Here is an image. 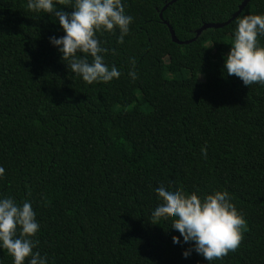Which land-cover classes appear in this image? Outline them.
<instances>
[{
	"label": "trees",
	"instance_id": "16d2710c",
	"mask_svg": "<svg viewBox=\"0 0 264 264\" xmlns=\"http://www.w3.org/2000/svg\"><path fill=\"white\" fill-rule=\"evenodd\" d=\"M170 1L122 0L133 18L123 43L118 29L96 33L121 75L89 85L49 44L64 34L54 16L0 0V197L31 202L33 251L48 264H208L181 255L190 244H173V218L154 224L160 185L201 198L226 190L246 225L239 247L211 264H264V84L223 73L236 21L264 14V0L197 37L243 0L162 11ZM0 264H12L7 250Z\"/></svg>",
	"mask_w": 264,
	"mask_h": 264
},
{
	"label": "clouds",
	"instance_id": "9594fccd",
	"mask_svg": "<svg viewBox=\"0 0 264 264\" xmlns=\"http://www.w3.org/2000/svg\"><path fill=\"white\" fill-rule=\"evenodd\" d=\"M26 6L29 11L54 16L64 34L50 36L49 44L68 61L72 73L89 85L120 77L115 66L105 63L104 54L109 50L101 46L96 33L118 29L117 42L123 43L133 18L125 13L122 0H74L70 12L57 8V0H27ZM258 37H264V14L240 17L223 59V73L238 77L246 87L264 84V46ZM129 76L136 79L134 71ZM3 174L0 167V176ZM154 191L160 201L151 212L157 221L154 224L161 218H173L169 225L179 233V237L172 236L173 244H190L181 253L185 259L195 252L211 264L239 247L246 221L226 190H214L202 198L196 193L186 194L179 186L160 185ZM39 229L30 201L18 203L11 197H0V249L7 250L12 264H25L29 257L28 264H48L45 256L33 251Z\"/></svg>",
	"mask_w": 264,
	"mask_h": 264
},
{
	"label": "water",
	"instance_id": "95a60500",
	"mask_svg": "<svg viewBox=\"0 0 264 264\" xmlns=\"http://www.w3.org/2000/svg\"><path fill=\"white\" fill-rule=\"evenodd\" d=\"M175 1H176V0H172V1H170L168 4H166V5L163 7L162 11H163V10H164L169 4H171V3L175 2ZM249 1H250V0H243V2L239 5L238 10L232 15V17H231L228 21H226V22H224V23H209V24H204L202 27H200V28L196 31V37H197V36H198L203 30H205V29H207V28H221V27L227 25L228 23H230L231 20H233L236 16H238V15L241 13V11L243 10V8L247 5V3H248ZM162 11H161V13L159 14L160 19L163 20L164 24L168 27L172 40H173L174 42H176V43H179L180 41H179V40L177 39V37L175 36V33H174L172 27H171V26H170V25H169V24L163 19ZM196 37H195V38H196ZM195 38H194V39H195Z\"/></svg>",
	"mask_w": 264,
	"mask_h": 264
}]
</instances>
